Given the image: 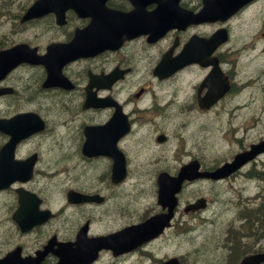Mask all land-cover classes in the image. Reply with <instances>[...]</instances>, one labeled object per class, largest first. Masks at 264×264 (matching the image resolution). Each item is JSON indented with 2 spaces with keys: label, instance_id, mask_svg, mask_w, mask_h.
<instances>
[{
  "label": "flooded vegetation",
  "instance_id": "obj_1",
  "mask_svg": "<svg viewBox=\"0 0 264 264\" xmlns=\"http://www.w3.org/2000/svg\"><path fill=\"white\" fill-rule=\"evenodd\" d=\"M206 1L178 0L186 22L161 36L140 33L74 56L56 70V84H43L39 62L20 61L0 77V264H56L82 228L89 239L143 220L159 178L190 164L192 172L212 170L264 139V107L247 101L264 98V0L213 20L198 18ZM108 4L130 8L127 0ZM89 19L69 10L60 25L53 14L14 20L7 46L26 43L43 54ZM254 163L217 181L183 179L175 211L199 181L222 185L240 169L253 174ZM200 211L178 209L174 221L186 227ZM127 255L103 248L84 264H121Z\"/></svg>",
  "mask_w": 264,
  "mask_h": 264
},
{
  "label": "rangeland",
  "instance_id": "obj_2",
  "mask_svg": "<svg viewBox=\"0 0 264 264\" xmlns=\"http://www.w3.org/2000/svg\"><path fill=\"white\" fill-rule=\"evenodd\" d=\"M28 0H0V42L5 44L8 35V20L10 14L7 9L19 10L21 2ZM255 108L264 107V98L248 99ZM213 118H210V121ZM190 128V122L185 125ZM258 133V131H256ZM264 156V155H263ZM264 159V157H262ZM260 165V164H259ZM51 184H48V186ZM201 191L209 198L206 214H196L189 217L190 227H179L180 233L175 234L172 239H158L146 250L138 251L130 256L125 264H156L157 258L165 254H180L183 256L182 264H220L226 254L229 253L231 245H242L240 241L249 242L254 248L264 247V235L256 234L252 229L249 236L241 235L239 221L236 220L238 204L246 201L252 205V196L264 189V180L254 178L244 180L243 178L229 179L220 186L204 184ZM196 192H194V195ZM190 193L189 196H191ZM248 205L247 203L245 206ZM209 216H213L212 224H206ZM241 216V214L239 215ZM235 227V228H233ZM243 230H245L243 228ZM257 231H262L257 229ZM230 236V237H229ZM227 237H229L227 239ZM228 241L227 248L224 242ZM152 253V256H151ZM109 259H107L108 263Z\"/></svg>",
  "mask_w": 264,
  "mask_h": 264
},
{
  "label": "trees",
  "instance_id": "obj_3",
  "mask_svg": "<svg viewBox=\"0 0 264 264\" xmlns=\"http://www.w3.org/2000/svg\"><path fill=\"white\" fill-rule=\"evenodd\" d=\"M246 211L247 214H245L244 217L246 221L251 220L254 224V232L256 234L264 235V196H262L261 202L256 207L248 208ZM241 212H243V210ZM257 229L262 231H257ZM238 249L239 247L237 245L230 246L228 255L229 260L233 258Z\"/></svg>",
  "mask_w": 264,
  "mask_h": 264
},
{
  "label": "water",
  "instance_id": "obj_4",
  "mask_svg": "<svg viewBox=\"0 0 264 264\" xmlns=\"http://www.w3.org/2000/svg\"><path fill=\"white\" fill-rule=\"evenodd\" d=\"M261 260H264V252L259 253V254H255V255L247 256L243 259L242 263L243 264H257ZM164 264H176V262L173 259H171Z\"/></svg>",
  "mask_w": 264,
  "mask_h": 264
}]
</instances>
